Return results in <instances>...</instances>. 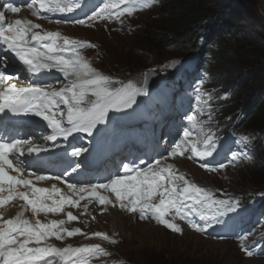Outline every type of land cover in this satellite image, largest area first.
<instances>
[{
  "label": "snow or ice",
  "instance_id": "1",
  "mask_svg": "<svg viewBox=\"0 0 264 264\" xmlns=\"http://www.w3.org/2000/svg\"><path fill=\"white\" fill-rule=\"evenodd\" d=\"M155 3L158 0H110L99 12L89 16L88 20L114 17L123 23L121 18L125 14L131 16L137 10L150 8ZM122 5L124 6L121 7ZM33 6H36L33 15L41 19L46 18L40 16L41 11L71 13L76 7L62 3L61 0H32L28 7ZM6 11L19 13L21 8L8 3ZM74 22L87 24L82 19ZM41 28L40 24L31 20L6 22V12L0 11V43L6 46L5 50L13 53L29 73L50 72L54 69L62 74L67 83L60 88L33 84L17 87L15 83H8L14 79L13 75L0 71V113L8 109L16 114L40 117L52 129L53 135L48 136V140H55L58 136L67 140L74 133L86 132L92 135L97 125L106 121L109 112L131 108L136 97L145 94L144 88L131 82L122 84L92 67L79 50L95 45L70 38L60 32L38 31ZM65 52L71 53L72 57L60 54ZM117 84L120 86L116 87ZM89 97L94 99H88ZM188 121L190 130L184 131L183 138L175 144L169 156L164 157L165 160L183 157L189 149L201 159L212 157L216 152L218 138L211 129L205 131L195 115L189 116ZM193 129L203 134L202 147L190 140ZM25 146L29 155L47 151L40 145H34L31 140H0V209H4L18 197L30 207L36 217L40 213L59 214L64 212L66 206H79L80 200L86 199L88 194L95 197L101 205L115 207L118 202L121 209L138 214L141 220L152 217L173 232L182 233V228L174 222L177 217L187 220L194 230L203 232L214 224L224 223L222 218L237 213L240 208L238 200L230 197L218 198L213 191L198 186L178 173L172 165H162L159 159L144 168L124 164V174L117 175L107 183L89 186L68 183L67 188L79 196L78 200H74L71 196L61 195V189L55 185L49 190L37 187L34 183L49 179L59 180L60 177L35 173L25 175L26 169L21 166L23 161L18 159L25 155ZM84 151L86 149L76 148L71 154L78 157ZM188 158L192 157L189 155ZM232 159L239 162L240 157L234 155ZM13 160L17 162L14 164ZM200 166L210 172L218 170L207 164ZM224 167L226 165H220V168ZM72 171H76V168H72ZM20 187L27 191H19ZM98 189L114 194L115 200L100 194ZM5 192L8 193L7 196L3 195ZM49 200L52 201L51 205L47 203ZM66 215L68 222L78 219L70 211ZM169 216L172 218L168 219ZM194 217H198L203 224L197 223ZM65 223L63 219L44 223L38 218L33 222L24 218L23 212L14 218L4 219V214L0 211V264H90L93 257L111 255L100 244L80 247L45 245L51 237L64 239V234L68 237L81 234L86 238L98 237L110 243L117 242L106 233L95 232L89 235L80 228L69 230L64 227ZM240 239L246 241L248 236L242 235ZM243 251L249 257L254 254L248 247H243Z\"/></svg>",
  "mask_w": 264,
  "mask_h": 264
},
{
  "label": "rangeland",
  "instance_id": "2",
  "mask_svg": "<svg viewBox=\"0 0 264 264\" xmlns=\"http://www.w3.org/2000/svg\"><path fill=\"white\" fill-rule=\"evenodd\" d=\"M109 2L110 0H106V3ZM204 4L211 7V11L201 21L203 23L200 29H214L216 25L212 27L211 21L217 19L218 11L223 12L221 14L228 19L235 17L237 30H219L224 38L225 51L229 55H237L233 59L240 69L235 76L226 77L221 74V64L216 62L215 57L210 59L211 52L207 56L210 63L200 62L202 56L199 59L197 50L182 52L172 44L165 45L164 29L160 25L165 21L163 18L168 20L174 13L179 12L177 0H158L150 8L137 10L131 16L125 14L121 18L123 23L116 19H97L89 21L92 23L88 27H70L78 25L74 19L72 22L63 21L64 26L59 30L49 31L60 32L70 38L95 45L81 48V56L99 72L117 80L119 77L131 78L134 75L143 79L150 70L156 69L165 73L163 80L169 82L172 76L174 79L171 81H178L185 69L192 70L196 63L203 66L204 71L195 72L194 81L190 74L189 81L192 86L189 93L193 103L201 100L200 124L211 129L231 149L225 154L226 159L230 160L225 168L214 167L218 169L215 172L202 168L201 175H195H200V184L221 199L230 197L238 200L239 209L242 210L240 219L250 224L249 221L256 214V210L250 205L255 202L246 206L247 210L244 209L243 201L250 197L245 195L264 189V171L261 170L264 166V125H253L257 119H253L255 113L251 118L242 115L239 132L234 135L228 132L227 125L234 122V114L244 107L247 93L251 101L260 95V90L255 91L254 87L243 90L238 83L245 81L248 74H259L263 79L261 84L264 85V0H208ZM216 31L218 30L213 32ZM216 34L212 35L213 41L208 46L209 50L219 48L214 41L218 39ZM245 36H252L255 42L250 43L247 38L243 40ZM200 42L206 43V36H202ZM203 53L206 55V52ZM182 57H186V62L177 65ZM92 59L94 60L91 62ZM258 89L264 88L259 86ZM260 119L264 120L263 117ZM252 120L255 121L251 122ZM234 155L240 157L239 162L232 159ZM196 171L200 173L198 169ZM259 210L261 212H257L258 216L263 218L264 223V206ZM104 218L99 224L118 241L116 255L124 256L125 260L128 258L132 264H264V258H244L230 241H211L190 232L183 235L171 233L154 225L157 221L153 218L151 221L141 220L139 216L124 217L117 212ZM236 218V213H231L222 219L225 224L235 225L238 224L235 222ZM121 221H126V226H122ZM111 228L119 233H111ZM81 243L87 244V241L83 240ZM117 264H125V261L119 259Z\"/></svg>",
  "mask_w": 264,
  "mask_h": 264
},
{
  "label": "trees",
  "instance_id": "3",
  "mask_svg": "<svg viewBox=\"0 0 264 264\" xmlns=\"http://www.w3.org/2000/svg\"><path fill=\"white\" fill-rule=\"evenodd\" d=\"M208 0H177L179 3V12L177 14H173L168 20L163 18L164 23H162L164 32L163 38L165 45L172 44V46H176L179 51L187 52L193 51L198 48H201L203 52L210 54L215 57L216 62L220 63L221 74L225 75L226 77L235 76L239 71L240 67L236 61H234L235 57L229 55L224 49V42H223V35L219 32V30H237L236 27L238 25L234 21V19H228L226 16H223L221 11H218V17L216 20L211 21L212 27L215 26L214 29L210 28L207 32L206 29H200V26L203 22L205 17L208 16L207 14L211 11V7L205 6L204 2ZM199 3H201L199 5ZM210 14V13H209ZM207 18V17H206ZM233 18V17H230ZM162 22V21H161ZM200 29V30H199ZM214 30H218L213 32ZM219 32V33H218ZM215 33L218 35V39H214L215 43L218 45L219 48L214 50H209L208 46L212 45L213 36ZM224 33V32H223ZM202 36H206L207 42L200 46V38ZM248 39V42L254 43L255 39L251 36H245L242 38L243 40ZM242 41V40H241ZM175 48V49H176ZM234 58V59H233ZM242 64H240L241 66ZM238 70V71H237ZM263 79L260 78L259 74L252 75L248 74L245 78V81H240L238 85L243 90L251 89L252 87L257 88L263 87L262 85ZM260 90V96L257 97V107L255 111L254 118L251 122H254V126L262 127L264 125V120L260 118L263 117L264 119V89ZM248 94V93H247ZM258 99H260L258 101ZM259 118V119H258ZM264 171V166L261 169ZM264 179V175L262 177Z\"/></svg>",
  "mask_w": 264,
  "mask_h": 264
},
{
  "label": "bare ground",
  "instance_id": "4",
  "mask_svg": "<svg viewBox=\"0 0 264 264\" xmlns=\"http://www.w3.org/2000/svg\"><path fill=\"white\" fill-rule=\"evenodd\" d=\"M81 7V6H80ZM79 6H78V8L77 7H75L74 8V10L71 12V13H69L70 15H73V16H75L76 14H78L79 13V11H80V8ZM88 7L89 6H84L82 9L83 10H85V9H88ZM25 10V9H24ZM23 11V10H22ZM66 14L67 13H59V12H57V13H53V19L54 20H57V21H68V22H72L71 20H74V19H65L66 18ZM7 66V65H6ZM10 67H12V66H7V70L9 71V69H10ZM18 70L17 69H15L14 67H12L11 68V70H10V73H15V72H17ZM156 76H158V72H153V73H150L147 77L149 78V79H153V78H155ZM185 163V162H184ZM185 166L187 167V164H185ZM84 186V185H83ZM79 199V196H78V198H77V200ZM81 201V200H80ZM89 204V201H88V199H87V197H86V205H88ZM115 212H113L112 213V215L114 214ZM108 217V216H107ZM154 220V219H153ZM114 226H116L117 228H119L118 227V225L117 224H113ZM121 225L122 226H126V221H121ZM121 226V227H122ZM123 228V227H122Z\"/></svg>",
  "mask_w": 264,
  "mask_h": 264
}]
</instances>
